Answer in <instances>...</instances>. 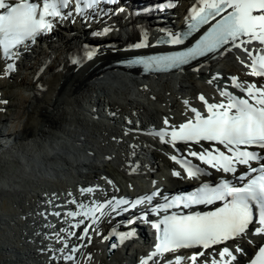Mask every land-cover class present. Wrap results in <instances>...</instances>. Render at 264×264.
<instances>
[{
    "label": "bare ground",
    "instance_id": "6f19581e",
    "mask_svg": "<svg viewBox=\"0 0 264 264\" xmlns=\"http://www.w3.org/2000/svg\"><path fill=\"white\" fill-rule=\"evenodd\" d=\"M193 1L177 0L172 8L159 12L138 11L136 0L122 4L120 1L118 5H110L109 14L97 9L86 13L83 21L73 19L76 17L72 14L56 23L45 36L44 46L33 44L29 55L18 61L16 69L20 74L15 75L4 63L0 64L3 78L0 89L7 85L14 89L0 93V108L14 107L11 116L0 119V124L5 120L10 122L7 129H0V197L12 198L21 208L18 215L30 214L24 222L11 215L0 216L8 227L3 242L15 236L18 228L21 229L18 235L27 242L22 252L8 242L19 255L16 261L141 264L151 254L146 235L143 244L133 237L119 242L115 252L108 256L104 252L105 233L96 234L107 230L108 225L100 224L96 228L93 224L84 234L80 221L84 222L86 217H70L67 213L83 212L93 201L123 192L119 179L107 169L110 164L128 184L132 177L139 181V192L154 183L163 182L165 189H171L196 180L171 159L173 155L216 173L215 169L204 168L188 153L220 145L200 142L173 146L162 142L153 131L164 128L170 131L172 126L192 118L191 108L203 111L201 95L209 103L226 100L219 95L224 89L244 97V93L232 86L233 76L257 86L264 83V77L248 75L249 68L245 67L250 58L244 47L254 51L257 42L241 48L232 45L220 56L176 73L139 76L135 75L136 71L124 73L107 65L122 54L151 49L154 35L182 24L183 15ZM107 27L109 31L105 30ZM141 37L147 39V47L131 51L125 48ZM84 42L95 45L90 50L94 52L91 59L88 53L83 54ZM10 97L14 100L5 105L3 102ZM174 171L180 175H173ZM89 188L93 191H85ZM80 205L85 208L81 209ZM57 212L59 216L55 215ZM118 224L120 229L136 225L123 221ZM254 229H249L246 238L229 240L210 249L181 248L160 255L158 260L154 257L148 264H176L177 256L182 257L180 264H192L188 258L199 252L205 255L198 257L196 264H210L211 259H219L223 247L234 250L237 244L245 254L234 253L237 261L233 264H240L263 238L254 236ZM137 230L140 229L136 225L132 232ZM249 240L253 243L249 244ZM68 256L72 259L65 258Z\"/></svg>",
    "mask_w": 264,
    "mask_h": 264
},
{
    "label": "snow or ice",
    "instance_id": "6c2138e0",
    "mask_svg": "<svg viewBox=\"0 0 264 264\" xmlns=\"http://www.w3.org/2000/svg\"><path fill=\"white\" fill-rule=\"evenodd\" d=\"M101 2L102 0H74V11L83 16L85 10L95 11ZM108 2L114 3L115 0ZM72 4L73 0H10V2L0 0V52L4 58L14 56L16 54L14 50L19 45L26 41H34L38 36L51 32L57 22L71 17L72 11L65 12V10L70 9ZM186 19L189 24L188 31L183 33L185 37L198 31L202 26L209 25L193 47L168 55L138 58L132 63L144 65L145 70L165 71L187 64L196 57L215 52L229 42L236 48L258 42L261 47L254 51L244 47L250 62L245 64V61L241 60V63L249 68L248 75L264 77V0H195ZM169 37L167 41L160 42L183 43L181 35L169 34ZM147 46L146 38L144 43L134 45L136 48ZM93 55L94 52H88L89 59ZM13 68V64L7 65L8 71ZM231 81L234 88L245 94L244 97L224 89L219 95L226 100L209 103L201 95L199 99L206 107V115L196 108H191V112L194 113L193 119L172 126L170 131L164 128L153 132V135L159 137L162 142L171 143L173 146L177 142L200 144L201 141L223 145L227 154L213 145L211 150L205 148L199 153L189 151L188 155L197 157L217 171L233 175V180L222 179L215 186L203 183L200 188L186 195L165 197V203L159 207L167 211L180 205L188 207L194 204H213L216 201H222L223 206L204 214L172 213L163 216L159 223L153 225L159 232V243L155 245V251L147 260H141V264H148V261L157 255L176 252L181 248L210 249L229 240L246 238L250 225L254 222L258 226L252 234L264 235V163H262L264 161V83L257 86L253 82H241L236 76H233ZM164 123L167 125L168 120L165 119ZM165 137L169 139L165 140ZM252 148H259L262 151L250 150ZM171 159L180 164L190 178L204 174L203 169L192 165L187 159H177L175 155L171 156ZM252 162H256L259 166L253 167ZM237 165L246 166L247 171L237 175ZM252 173L258 174L252 176ZM173 175L179 176L180 172L174 171ZM246 179L247 182H244ZM85 191L91 192L93 189L89 188ZM159 194L157 191L151 196L138 198L133 206L145 201L150 202L153 196ZM127 203L128 201L123 198L116 200L113 197L108 205L114 204L112 210L115 211L121 204ZM79 207L85 208L84 205ZM104 208V204H99L83 212L71 211L67 215L70 217L83 215L86 218L91 216L95 223L98 219L95 213L103 214ZM254 208L257 212L255 217ZM55 215L59 216L60 213L57 212ZM75 226L79 227V225ZM86 233L87 229H85ZM134 234L132 231L113 233L118 235L121 243ZM248 243L251 244L253 241L249 240ZM111 247L115 248L117 244L113 243ZM234 253L244 255L245 251L239 244L234 250L225 246L218 253L219 259H211L210 264H233L237 261V255ZM204 255V252H199L188 259L192 264H196L198 257ZM65 258L72 259L71 256ZM181 259L182 257L177 256L176 264H180ZM248 264H264V243L259 245Z\"/></svg>",
    "mask_w": 264,
    "mask_h": 264
},
{
    "label": "rangeland",
    "instance_id": "374dc122",
    "mask_svg": "<svg viewBox=\"0 0 264 264\" xmlns=\"http://www.w3.org/2000/svg\"><path fill=\"white\" fill-rule=\"evenodd\" d=\"M13 73L15 75H17V74H20L21 71H15ZM0 81H3V78L1 75H0ZM13 90H14L13 88H10V86L7 85V86H4L0 89V93L4 92V91L7 93L13 92ZM12 100H14V98L10 97L8 99H5V101L3 103L6 105L7 102H12ZM1 102L2 101L0 100V103ZM13 110H14V107H11V106L7 109L5 108V106L1 107L0 108V119L1 118L5 119V117L11 116V113L13 112ZM9 123H10L9 121L5 120L3 124H0V129H4V130L7 129L10 126ZM107 169L111 175H113L117 179H119L118 182L121 184L123 191H125L126 189L131 188V187H133V188L138 187L139 181L137 182V180L135 178L132 177V179H130L131 181L128 184V182H126L122 177L118 176L116 170H114V171L112 170V169H116L114 165L110 164V167ZM130 185H132V186L130 187ZM34 199H36V197H34L32 200H34ZM20 209H21L20 207H18L14 204V201L12 198H8V197H2L1 198L0 197V216L8 218L7 216L11 215L17 221L24 222V220L26 219L25 217H27V216L29 217L30 214L27 212L26 213L23 212L26 215L23 214V216H20V215H18L19 213L20 214L22 213V211ZM2 221L3 220H0V264H25L24 262H18L19 260L16 261V259L19 258V255L16 251L19 250L22 252L24 248H27V242H26L25 238L18 235V233L20 234L21 229L18 228L15 236L11 235L7 239V242H3L2 239L4 238V232H6L8 230V227L5 224H3ZM10 223H11V221H10ZM12 233H13V231H12ZM8 242L16 247L15 252L11 249V246L8 244ZM22 242H23V244H22ZM27 261H29V260H27Z\"/></svg>",
    "mask_w": 264,
    "mask_h": 264
},
{
    "label": "water",
    "instance_id": "95a60500",
    "mask_svg": "<svg viewBox=\"0 0 264 264\" xmlns=\"http://www.w3.org/2000/svg\"><path fill=\"white\" fill-rule=\"evenodd\" d=\"M113 243L116 244V241H115V239L113 237H111L110 240H109V242H108V244H107V248H106V252H107V255L108 256L111 255L114 252L115 248H116V247L115 248H112L111 247V245Z\"/></svg>",
    "mask_w": 264,
    "mask_h": 264
}]
</instances>
